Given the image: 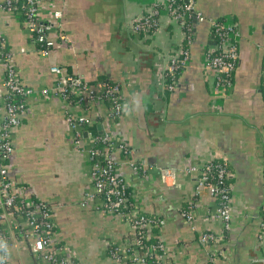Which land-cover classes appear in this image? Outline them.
I'll use <instances>...</instances> for the list:
<instances>
[{
    "label": "crops",
    "instance_id": "obj_1",
    "mask_svg": "<svg viewBox=\"0 0 264 264\" xmlns=\"http://www.w3.org/2000/svg\"><path fill=\"white\" fill-rule=\"evenodd\" d=\"M150 4L162 6L160 0H40L38 17L60 24L48 32L53 43L45 55L35 51L20 16L0 8V48L11 53L19 80L35 89L52 84V65L88 82L103 75L119 82L121 116L106 118L105 104L97 101L87 112L93 120L88 129L123 142L131 159L143 166L142 173H134L126 156L119 151L113 155L116 172L139 210L163 221L151 235L163 244L160 264H207L197 235L219 231L214 200L202 193L193 201L190 228L179 211L192 199L195 176L180 170L218 156L227 158L230 170V228L222 243L226 264H264V236L257 232L264 203V0H194L195 11L227 18L237 28L238 57L227 91L214 88V72L203 64L213 40L208 24L194 17L189 62L173 88H163L164 63L181 47L183 32L161 8L153 31L131 33V20ZM2 72L0 63V93ZM66 107L84 113L53 95L26 97L21 123L10 130L7 172L18 187H25V197L51 206L53 236L68 259L118 264L106 248L118 245L122 250L130 228L121 217L99 210L97 198H83L92 190L89 162L86 150L72 144ZM0 232L8 237L0 264H39L4 213Z\"/></svg>",
    "mask_w": 264,
    "mask_h": 264
},
{
    "label": "built area",
    "instance_id": "obj_2",
    "mask_svg": "<svg viewBox=\"0 0 264 264\" xmlns=\"http://www.w3.org/2000/svg\"><path fill=\"white\" fill-rule=\"evenodd\" d=\"M162 6L148 5L144 12L133 18L129 31L133 34L146 35L157 26L160 9L170 14L172 20L183 32V43L173 54L167 56L162 69V86L171 90L180 72L189 62V44L191 38L183 30V10L193 13L197 22H206L209 27L213 45L204 53L203 64L214 72V88L227 91L232 85V72L237 63L238 31L233 21L227 18L205 17L194 10V0H160ZM179 1V2H177ZM40 0H1L0 8L20 16L23 26L31 40L41 43L40 55L47 54L52 46L48 36L51 29L60 27L57 22L41 20L37 10ZM56 20L59 11L52 14ZM54 19V20H55ZM11 53L0 48V63L3 66L2 92L0 93V215L10 216L13 231L27 244L30 256L39 264H79L63 254V247L53 236V216L51 206L40 199L25 197V187H18L7 172L6 161L12 152L10 130L21 123L25 111L26 97L31 94L40 96L53 95L67 105L76 104L83 114L76 115L66 107L64 120L71 131L72 144L78 149L86 150L92 190L86 191L83 198H97V208L104 213H112L121 217L129 226L130 233L126 237L122 250L118 245H108L106 252L118 264H160L165 259L163 244L159 238L146 242L153 229L159 228L163 221L153 215L139 210L131 197L127 184L116 171V151L126 156V164L134 173H142L143 166L134 159L123 142L115 140L107 132L98 134L90 131L88 126L93 122L87 115L97 101L105 104V117L116 119L121 116L122 102L119 82L111 78H100L88 82L81 76L65 71L60 65L49 67L54 75L52 84L35 89L23 84L10 63ZM264 68V66H263ZM89 114V113H88ZM86 142V147L82 146ZM181 172L195 176L192 199L179 211L181 217L192 227L193 201L202 193L213 198V214L219 220L218 232L200 231L197 242L203 249L207 264H226L222 243L230 228V185L229 163L225 156H218L199 164L181 168ZM259 238L264 236V203L257 219ZM12 234V233H11ZM7 235L0 232V249L7 241ZM2 253V252H1ZM3 256V255H2ZM260 261L264 262V258Z\"/></svg>",
    "mask_w": 264,
    "mask_h": 264
},
{
    "label": "trees",
    "instance_id": "obj_3",
    "mask_svg": "<svg viewBox=\"0 0 264 264\" xmlns=\"http://www.w3.org/2000/svg\"><path fill=\"white\" fill-rule=\"evenodd\" d=\"M177 2H179V1H177ZM183 14H184V26H183V30H185L189 34L190 38L192 39L193 29L191 28V21H190V19H191V17H193V13L192 12H189V11H186V10H183ZM217 19H219V18H217ZM32 42H33L34 48H36V49H38L39 47L42 46L41 43L35 42L33 40H32ZM100 78H108V76H106V75L104 76L103 75V76H101V77H99L97 79H100ZM232 79H233V72H232V78H231V80ZM261 92H262V94L264 96V81L262 82ZM155 230L156 229H153L154 232H155ZM153 240L155 241V238L152 236V237H149L146 242H152Z\"/></svg>",
    "mask_w": 264,
    "mask_h": 264
}]
</instances>
